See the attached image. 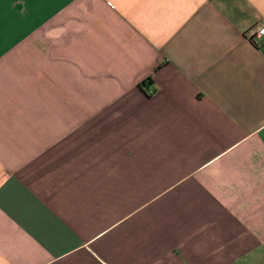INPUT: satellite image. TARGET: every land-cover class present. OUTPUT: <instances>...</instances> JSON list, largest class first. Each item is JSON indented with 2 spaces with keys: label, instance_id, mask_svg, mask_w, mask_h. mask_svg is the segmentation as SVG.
<instances>
[{
  "label": "crops",
  "instance_id": "crops-1",
  "mask_svg": "<svg viewBox=\"0 0 264 264\" xmlns=\"http://www.w3.org/2000/svg\"><path fill=\"white\" fill-rule=\"evenodd\" d=\"M261 27L264 0H0V264H264Z\"/></svg>",
  "mask_w": 264,
  "mask_h": 264
},
{
  "label": "built area",
  "instance_id": "built-area-1",
  "mask_svg": "<svg viewBox=\"0 0 264 264\" xmlns=\"http://www.w3.org/2000/svg\"><path fill=\"white\" fill-rule=\"evenodd\" d=\"M263 36H264V27H261L251 34L250 39L255 43H259L263 39ZM150 93H152V91Z\"/></svg>",
  "mask_w": 264,
  "mask_h": 264
},
{
  "label": "trees",
  "instance_id": "trees-1",
  "mask_svg": "<svg viewBox=\"0 0 264 264\" xmlns=\"http://www.w3.org/2000/svg\"><path fill=\"white\" fill-rule=\"evenodd\" d=\"M151 85V80H149L148 82H145L144 84H143V87L145 88V89H148V86H150Z\"/></svg>",
  "mask_w": 264,
  "mask_h": 264
}]
</instances>
